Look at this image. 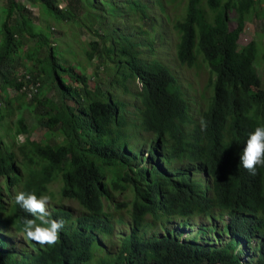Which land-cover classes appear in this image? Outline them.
Listing matches in <instances>:
<instances>
[{
  "label": "trees",
  "instance_id": "obj_1",
  "mask_svg": "<svg viewBox=\"0 0 264 264\" xmlns=\"http://www.w3.org/2000/svg\"><path fill=\"white\" fill-rule=\"evenodd\" d=\"M17 1L7 0L6 19L0 23V101L5 105L0 106V129L8 124L5 111L9 112L12 105L8 92L11 88L20 100L28 97L29 102L22 104L32 108L40 125L51 134L46 143L31 140L27 119L20 116L17 137L24 134L28 138L18 152L15 143L3 141L0 130V264H245L241 252H236L243 239L248 244L257 240L256 255L249 258V264H264V167L258 165L252 175L240 164L247 139L258 125V112L264 110L257 50L238 48L248 15L257 8L258 1L189 0L186 19L180 25L182 63H196L201 53L216 74L212 99L219 117L208 122L197 142L210 148L206 166L213 173L212 187L199 180L188 182L185 174L172 179L171 186H164L166 182L160 179L165 177L163 166L156 165L159 146L168 145L164 137L158 143L152 142L147 158L135 156L134 143L139 142V134L166 132L175 141L174 157L190 162L199 159L170 130L175 116L183 115V121L187 117V105L178 95L175 74L156 60L145 63L144 70L138 69L133 63V47L122 44L139 35L156 36L158 25L154 19L143 12L141 30L133 26L117 30L108 23L113 19L109 10L105 9L106 15L97 11L110 6L115 15L132 21L127 3L118 6L108 0H37L42 6L41 18L59 23L54 30L58 41L64 40L70 46L76 34L69 33L75 27L95 34L97 40L90 43L86 57H76L72 65L52 44L51 32L38 29L29 8ZM205 2L213 14L204 8ZM144 9L142 5L134 7L136 11ZM233 10L237 26L231 28ZM51 27L47 23V28ZM104 29L107 33L101 34ZM116 34L117 39H124L121 45L114 42ZM29 39L35 44L24 51L31 60L27 65L18 51ZM96 56L94 76L99 82L92 89L88 69ZM17 65L26 71L18 75ZM102 68L110 71V79L107 73L101 74ZM138 78L144 84L145 109L140 123L127 124L126 103L117 101L111 89L103 91L102 84L108 80L113 89L116 83ZM251 86L255 90L250 92ZM261 123L264 125V117ZM59 181L63 183L60 197L75 200L84 213L74 216L62 206L60 198L49 213L50 218L65 221L58 243L20 244L18 234L23 230L24 218L34 217L15 203V194L25 191L52 195L49 186ZM115 191L131 194L133 220L129 228L126 224L117 229L125 222L121 215L106 209L105 202ZM184 192L188 198L177 200ZM116 207H128V203ZM214 207L230 216L225 226L230 240L218 246L205 228L201 229V239L182 240L186 228L192 226L186 217L205 214ZM162 212L172 216L170 226V218ZM182 215L185 220L173 227V220ZM149 216L159 222L161 236L151 234L156 224L149 223ZM101 236L116 237L113 247L102 242Z\"/></svg>",
  "mask_w": 264,
  "mask_h": 264
},
{
  "label": "rangeland",
  "instance_id": "obj_2",
  "mask_svg": "<svg viewBox=\"0 0 264 264\" xmlns=\"http://www.w3.org/2000/svg\"><path fill=\"white\" fill-rule=\"evenodd\" d=\"M165 1L167 6V10L165 13H163L161 8L152 5L154 12L159 17L157 29L166 36V40L163 42V44L157 45L156 48L157 58L161 59L165 64H167L178 76L179 82L185 91L190 106L189 114L191 118V124H195L203 119L204 112L208 109L210 105L209 102H211L210 100L213 94L212 84L215 79V75L211 71L208 62H206L204 57L200 54L198 55V60L195 65L190 66L188 64L183 65L181 63L178 57V48H177L179 43V34L175 29V26L181 23L184 17L186 16L188 0H181V2L174 0H165ZM256 1H258V3L256 2L257 8H253L248 15V19L246 21L244 31L239 39L238 48H241L242 46H248L252 49L257 50L256 67L261 75L262 87L264 88V0H256ZM17 2L29 8V10L32 12L34 23L38 26V29H40L43 32L44 31L51 32L52 36L50 37L51 40L53 41L52 44L57 45L59 47L60 54L64 55L63 57L64 59L69 60L70 62L69 64L75 65L76 57L79 58L80 60H83L86 57L87 51L90 49V43L97 40L95 34L89 32L88 29H81L75 27L74 28L75 30L72 29L71 33L69 34L75 33L76 38L73 40L70 46H67L64 43V40L63 42H60L55 37L54 30L58 28L59 23H57L53 19H50L47 22L41 18L42 6L40 5L39 1L18 0ZM64 3L67 4V2H63L62 4ZM6 6H7V0H0V23H2L6 19ZM205 8L211 13L207 3H205ZM105 9L109 10L112 15L114 14L112 8L108 6H106V8L102 10V12L99 10L97 12L104 13L106 15L107 11H105ZM236 15L237 13L235 10L230 12L231 28L237 26ZM81 21H86V19ZM142 22L143 20H138L133 18V22H131L130 24L133 27L139 29V25ZM161 22H163L162 26H165L164 28L161 27L160 25ZM47 23H50L53 27L48 29ZM108 23H111L112 28H115V26L117 25L119 26L122 22L119 19H111L108 21ZM128 25L129 23L124 24L123 29H127ZM67 28L65 29V31L67 30ZM104 33H107L106 29H104L101 32V34ZM0 40H1V34H0ZM34 44H35V40L29 39L28 41L25 42V45L22 47V50L20 49L18 51V54H21L22 61L27 65L31 63V60L24 55V51L31 50ZM98 58L99 56H96L95 60H93L92 65H90L88 69V76L90 77V86L92 89H95L99 82L98 78L94 76ZM25 71L26 69L22 65L16 66V72L18 75ZM105 73H107V79L108 78L110 79L111 76L110 71L106 70L105 68H102L101 74H105ZM110 88H111L110 82L108 80L102 84L103 91L107 92L108 90H110ZM141 91H142L141 85L137 80L136 81L133 80L131 82L121 81V83L119 84L116 83L115 87L113 88V92L116 95L117 99L119 101L126 103L127 112L125 114L126 115L125 120L127 124L135 123L140 118V110L142 109V102H143L140 94ZM9 94L11 96L9 98H12L11 101L12 105L9 109L10 110L9 112L5 111V113H8V117H7L8 124L5 126L4 130L0 129L1 133L3 134L2 136L3 141L7 144L15 143L16 150L19 152L20 145H22L28 138V135H24V134L17 137L16 122L20 118V116L24 115V117H26L27 119V123L31 130V134H30L31 140L37 141L39 143H46V141H48L51 132L47 128H44L40 125L38 119L36 118L35 113L31 111L32 108L22 104L25 101L29 102L28 97H25L24 99L20 100V96L15 95V90L13 89H10ZM49 95H51V93L47 94V96ZM0 102H1L0 106L5 107L4 101H0ZM20 105L21 107L19 108ZM23 108H25V110H23ZM142 136L147 138V140L143 142ZM142 136L138 137L139 140L138 145L137 142L134 143L135 156L138 158H142L143 157L142 154H144V157L148 156L146 151L148 149V146L153 142L154 139V136L146 135L144 133L142 134ZM201 174L205 176L204 170L201 172ZM62 186L63 183L61 181H59L58 183H52L49 186L52 192V195H50L52 197V201L48 205V212H50L53 207H57V203L61 198L59 193L62 189ZM130 201H131L130 192L120 193L119 191H115L112 194V199L109 200V202H105L106 209L112 211L113 213H116L117 216L121 215L122 220L125 222V224H119L117 229L125 228L126 223L132 220V209H131L132 207H130ZM124 202L128 203V207H122L120 209H117L116 206ZM61 204L62 206L70 209V211L74 216H79L85 211L84 208L81 207L78 204V202H76L75 200L61 198ZM114 208H116L118 211H114ZM195 210L196 209H194V211ZM186 218L189 220L190 223L195 224V227L187 228L186 229L187 234H185L183 238L192 236L201 239L203 236L201 232L202 229L201 225L205 224L206 227L209 228V226L207 225V218H205L203 213H199V215L196 216L195 215L188 216ZM176 221H177L176 219L173 220L172 225H176ZM226 221L227 218L225 217L221 222H219L218 225H223L224 223H226ZM214 235L215 234H211V235L209 234L208 236L215 238L218 246L222 245L219 242L218 238ZM18 239L20 244L28 245L23 234L19 235ZM114 239H116V237L107 238L101 236L102 242L109 245V247H113ZM250 256H252L251 252H250Z\"/></svg>",
  "mask_w": 264,
  "mask_h": 264
},
{
  "label": "clouds",
  "instance_id": "obj_3",
  "mask_svg": "<svg viewBox=\"0 0 264 264\" xmlns=\"http://www.w3.org/2000/svg\"><path fill=\"white\" fill-rule=\"evenodd\" d=\"M108 1L110 3H116L118 6H122L124 3H127L130 5V14L132 16V21H129L127 18H123L119 15H115V14L112 15L110 13L113 19H119L122 22L119 26L117 25L115 26V28H113L117 30H121V29L128 30L129 27L132 26L130 23L133 22V18L138 19V20H144L143 12H145V14L148 15V17L154 19L156 24L158 25L159 17L154 12L152 5H155L158 8H161L163 13H165L167 10L165 0H153V1H150V0H108ZM174 1L181 2V0H174ZM205 3H204V8H205ZM135 5L145 6V9L143 11H136L134 10ZM209 9H210V6H209ZM210 14H213V13L211 12ZM185 19L186 17H184L181 23L175 26V29L177 30L179 34V43L177 46L178 57L180 56V44L182 40V33L180 30V27H181L180 25L185 21ZM127 23H129L128 28L123 29V25ZM162 24L163 22H161L160 25L162 28H164L165 26H162ZM123 40L124 39H117V34H116V38L114 39L115 44L121 45V42ZM130 40L131 42H126L122 44L123 45L128 44L133 47V54H134L133 63L137 64L138 69L144 70L145 63H149V62L156 60V61L162 62L175 74L177 78L176 84L178 86V92H179L178 95H182L187 105V117H186V120L183 121V115L175 116L172 120V126L171 128L170 127L169 128L171 132L173 133V135H177L178 137L183 139L186 147L189 150L194 151L199 156V159L194 162H190L189 160H185V159L181 160L178 157H174L175 152L173 148L175 146V141L174 139L170 138L167 135L168 133L166 132L162 134L156 133V132L145 133L143 131V133L146 135L154 136V139H153L154 143L160 142L162 137H164V139L167 141L168 145L166 147L162 145L159 146L158 157L156 161L157 166L159 164L163 166L162 172L164 173L165 177L160 178L161 182L165 181L166 183H164V186L166 185V187L169 185L171 186L172 179L177 178L181 174H185L186 180L188 182H194L196 180H199L201 183L206 184V186L208 185L209 187H212L213 186V173H211L209 170V167L206 166V162H210V156H209L210 148H207L205 146H198L197 142H198V138L203 135V129L208 125V122L212 123L213 121L217 120L219 117V114L217 112V104L213 106L212 98L214 97L211 96V100H210L211 102H209L210 105L208 109L204 112L203 119L195 124H191V118L189 114L190 106H189L185 91L179 82L178 76L167 64H165L161 59L157 58L156 48H157V45H162L163 42L166 40L165 34L158 31V34L156 36H151L147 38L145 36L139 35L136 37V39L134 40L130 39ZM199 54L202 55L201 53ZM206 62H209V61L207 60ZM196 63L194 64L186 63V64L191 66V65H195ZM182 64L186 65L184 63ZM127 71H132V70L128 69ZM214 75L216 79V74L214 73ZM133 80L136 81V79H132L129 82ZM137 81L141 85L142 91L140 94L143 100L144 84L141 78H138ZM31 88H33V90L36 91L35 85L31 86ZM10 89H8L9 93H10ZM110 89L115 99L119 101L116 95L114 94L112 87ZM252 90H255L254 86L250 87V92ZM143 102H142V109L140 110V118L138 119L137 122L132 123V124H138L142 120L143 111L145 109L143 107L144 105ZM259 111L260 112H258V120H257L258 125L254 129V131L250 133L247 139V142H246V146L243 148V151L240 156V164L243 166L244 169H246L252 175L256 174L258 165L261 167H264V125L261 123V120H263V117H264V110L261 108ZM139 136H142V134H139L138 137ZM145 139L147 138L143 137V142L145 141ZM149 146H148V149H149ZM148 149L146 152H148ZM142 155H143V158L148 157V156L144 157V154ZM203 170L205 172V176L201 174ZM187 198H188L187 194L184 192L181 194L180 198L177 200L185 201ZM14 199H15V203L20 206L22 211L24 210L25 212L29 213L32 217H34V218H27V217L24 218L23 230L19 232L18 237L19 235L23 234L28 245L29 243H32L34 245L35 242L40 244L41 246H44V245L54 246L55 244H57L60 238V231L65 226V221L63 219L50 218L49 213H51L53 209L50 212H48V205L51 203L52 197L48 194H41L38 196L35 192L19 191L15 194ZM9 203H12V200H10ZM162 214H164V212H162ZM204 216L205 218H207V225L209 226V228H207L205 224H202L201 225L202 229L205 228L210 235L215 234L214 236L218 238L219 242L222 245L226 244L231 238V236L227 233L225 229V226L230 222V216L228 212L219 207H214L210 211L206 212ZM164 217L167 219L170 218L169 219L170 220L169 226H170L172 223V216L168 217L164 214ZM225 217L227 218L226 223H224L223 225H218L219 222H221L223 218ZM132 220H133V212H132ZM132 220L126 223L128 228ZM176 220H177L176 225H173V227L179 226L178 223L184 221L185 216L182 215ZM148 221H151L149 223L156 224V226L152 229L151 234H155V237L161 236L163 231L161 230L159 222H156L153 216H149ZM193 227H195V224H192V226L188 228H193ZM185 234H187L186 230H185ZM190 237L183 238L182 236V240L188 239ZM214 240L216 239L214 238ZM256 244H257V240H254L251 244H248L245 239L240 241L238 248L236 249V252L237 253L241 252V261L243 263L247 264L248 262L249 264V258H252L256 255V249L254 247ZM250 252L252 253V256H250Z\"/></svg>",
  "mask_w": 264,
  "mask_h": 264
},
{
  "label": "bare ground",
  "instance_id": "obj_4",
  "mask_svg": "<svg viewBox=\"0 0 264 264\" xmlns=\"http://www.w3.org/2000/svg\"><path fill=\"white\" fill-rule=\"evenodd\" d=\"M260 241H261V239H260Z\"/></svg>",
  "mask_w": 264,
  "mask_h": 264
}]
</instances>
